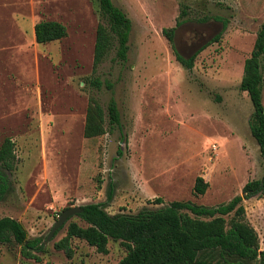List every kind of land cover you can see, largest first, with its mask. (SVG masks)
Wrapping results in <instances>:
<instances>
[{
    "label": "rangeland",
    "instance_id": "374dc122",
    "mask_svg": "<svg viewBox=\"0 0 264 264\" xmlns=\"http://www.w3.org/2000/svg\"><path fill=\"white\" fill-rule=\"evenodd\" d=\"M113 1L132 19L130 49L122 60L115 42L94 71L99 0H0V146L11 137L16 153L13 170L0 165V218L19 220L32 239L45 242L67 207L100 203L110 214H136L174 200L217 206L245 196L243 186L264 176L254 106L240 89L264 0ZM43 19L62 22L68 35L38 43L35 24ZM166 27H177L175 47ZM177 52H199L194 67ZM96 77L101 87L92 84ZM91 98L107 119L116 99L121 122L88 138ZM199 175L210 185L195 195ZM243 203L264 249V194ZM71 220L83 223L71 217L45 249L33 251L39 259L14 240L0 242V264H117L125 256L120 240L111 238L104 253L74 238L69 257L54 244Z\"/></svg>",
    "mask_w": 264,
    "mask_h": 264
},
{
    "label": "trees",
    "instance_id": "16d2710c",
    "mask_svg": "<svg viewBox=\"0 0 264 264\" xmlns=\"http://www.w3.org/2000/svg\"><path fill=\"white\" fill-rule=\"evenodd\" d=\"M99 4L102 22L97 28L94 71H97L115 42L118 57L122 60L127 58L133 25L132 19L113 0H99ZM187 13L183 9L179 18H184ZM176 30L177 27L163 29L174 47ZM67 35V26L60 21L43 19L35 24L38 43L59 40ZM219 38L217 36L200 51ZM197 54L187 58L176 53L188 69L194 67ZM91 82L97 87L103 85L98 77ZM240 89L248 92L252 100L254 112L251 131L264 157V22L258 31L252 53L245 60ZM107 109L109 119L104 106L97 99H90L84 131L86 137L108 132L107 122L109 130L120 124L121 112L116 99L110 100ZM15 158V142L11 137H6L0 146V165L11 171L15 168ZM209 185L203 176H197L194 194H205ZM4 190L5 184L0 181V199ZM242 191L245 196L236 195L217 206L174 200L167 206L144 208L136 214H110L100 203H89L83 206V212L79 214L83 223L71 220L67 234L54 245L72 257L75 252L72 246L74 238L86 240L104 253L108 252L111 238L120 240L126 254L117 264H264V249H261L258 231L247 220L243 203L244 198L264 194V176L249 180ZM155 202L163 203L164 199L158 197ZM11 240L20 244L23 255L29 258L39 259L33 251L45 249L43 240L29 237L22 222L9 216L2 217L0 242Z\"/></svg>",
    "mask_w": 264,
    "mask_h": 264
},
{
    "label": "water",
    "instance_id": "95a60500",
    "mask_svg": "<svg viewBox=\"0 0 264 264\" xmlns=\"http://www.w3.org/2000/svg\"><path fill=\"white\" fill-rule=\"evenodd\" d=\"M82 212H83V206H79V205L65 208L61 212L59 218L55 222L54 226L51 229V232L49 233L44 243L45 244L49 243L54 238L57 231L61 227H63L71 217H73L74 215L80 214Z\"/></svg>",
    "mask_w": 264,
    "mask_h": 264
}]
</instances>
